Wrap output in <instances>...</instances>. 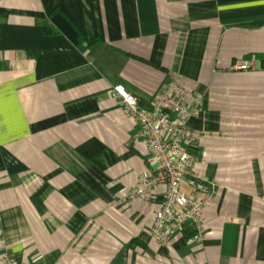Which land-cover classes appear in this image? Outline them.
<instances>
[{"label":"crops","instance_id":"1","mask_svg":"<svg viewBox=\"0 0 264 264\" xmlns=\"http://www.w3.org/2000/svg\"><path fill=\"white\" fill-rule=\"evenodd\" d=\"M262 54L264 0H0V254L264 264ZM175 76L204 96L188 148L215 192L201 239L188 226L161 245L162 197L125 200L155 165L113 91L148 106Z\"/></svg>","mask_w":264,"mask_h":264},{"label":"built area","instance_id":"2","mask_svg":"<svg viewBox=\"0 0 264 264\" xmlns=\"http://www.w3.org/2000/svg\"><path fill=\"white\" fill-rule=\"evenodd\" d=\"M253 61L241 60L236 69H251ZM125 112L139 124L146 141L149 161L155 166L144 168L136 184L127 191L125 200L136 198L152 201L162 197L155 212L150 234L161 245H167L176 234H183L188 226L194 228L193 239H201L205 232L204 215L214 200V184L199 170L202 160L189 151L199 137L193 120L205 114L204 96L183 83L171 78L143 106L137 95L123 86L114 88ZM187 184L190 190H185ZM0 264H26L10 254H0Z\"/></svg>","mask_w":264,"mask_h":264},{"label":"trees","instance_id":"3","mask_svg":"<svg viewBox=\"0 0 264 264\" xmlns=\"http://www.w3.org/2000/svg\"><path fill=\"white\" fill-rule=\"evenodd\" d=\"M259 57H260V59L262 61V65L264 67V55L263 54L259 55ZM186 233H187V238H191L194 235L195 231L194 230H192V231L191 230H187Z\"/></svg>","mask_w":264,"mask_h":264}]
</instances>
